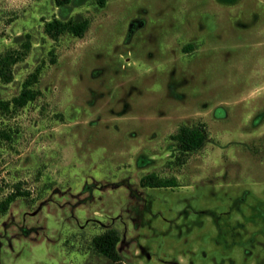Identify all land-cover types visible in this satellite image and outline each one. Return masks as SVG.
I'll return each mask as SVG.
<instances>
[{
	"label": "rangeland",
	"instance_id": "1",
	"mask_svg": "<svg viewBox=\"0 0 264 264\" xmlns=\"http://www.w3.org/2000/svg\"><path fill=\"white\" fill-rule=\"evenodd\" d=\"M87 19L82 37L44 24ZM0 264H264V0H0ZM203 123L181 152L172 135ZM177 186L144 187L148 173Z\"/></svg>",
	"mask_w": 264,
	"mask_h": 264
},
{
	"label": "trees",
	"instance_id": "2",
	"mask_svg": "<svg viewBox=\"0 0 264 264\" xmlns=\"http://www.w3.org/2000/svg\"><path fill=\"white\" fill-rule=\"evenodd\" d=\"M71 0H55L56 6L61 7L69 3ZM89 21L82 19L75 21L73 19L60 20L53 18L45 22L44 30L52 39H57L64 33H71L74 36L82 37L88 29ZM30 49V42L26 40L20 50H7L0 54V80L3 83H9L13 80V65L22 60ZM40 69L36 68L26 80L22 83L20 92L9 100L0 99V114H7L16 111L27 103L33 101L37 97V92L32 86L37 82ZM176 142L177 148L181 152H189L199 149L208 139L207 128L203 123L194 126H180L178 131L172 135ZM139 183L141 186L158 188L173 187L178 185L175 177H161L156 173H148L143 175ZM15 190L0 201V215L4 214L10 203L17 196H28L29 191L23 189L22 183L14 185ZM120 241L118 232L115 229H107L103 232L95 234L92 237L91 245L96 254L106 257L110 264H126L118 251L117 245Z\"/></svg>",
	"mask_w": 264,
	"mask_h": 264
}]
</instances>
